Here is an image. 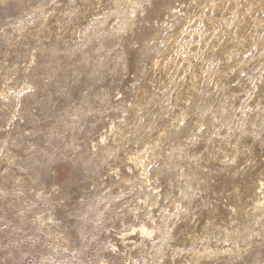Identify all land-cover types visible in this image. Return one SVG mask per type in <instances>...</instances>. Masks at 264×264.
<instances>
[{
    "label": "rangeland",
    "instance_id": "rangeland-1",
    "mask_svg": "<svg viewBox=\"0 0 264 264\" xmlns=\"http://www.w3.org/2000/svg\"><path fill=\"white\" fill-rule=\"evenodd\" d=\"M0 264H264V0H0Z\"/></svg>",
    "mask_w": 264,
    "mask_h": 264
}]
</instances>
